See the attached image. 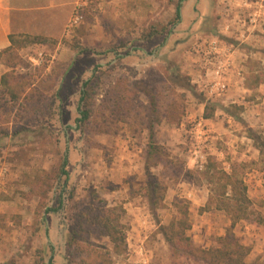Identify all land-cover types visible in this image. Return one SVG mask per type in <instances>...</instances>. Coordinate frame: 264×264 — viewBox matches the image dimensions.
I'll return each mask as SVG.
<instances>
[{
	"label": "rangeland",
	"instance_id": "obj_1",
	"mask_svg": "<svg viewBox=\"0 0 264 264\" xmlns=\"http://www.w3.org/2000/svg\"><path fill=\"white\" fill-rule=\"evenodd\" d=\"M243 3L63 0L62 36L21 44L4 59L15 98L0 86V264H203L173 256L172 246L215 248L229 228L223 213L201 212L216 182L206 171H237L264 220V151L256 150L264 147V85L232 83L220 103L198 81L211 80L209 47L237 43L220 33L223 16L233 27L237 9L248 17ZM215 37L224 43L210 42ZM248 61L243 74L264 82V50ZM89 80L83 124L79 99ZM150 123L157 158L146 156ZM147 165L162 188L155 213L145 196ZM103 209H113L124 228L121 256L85 223L94 225ZM184 211L189 228L178 223ZM171 225L169 245L162 227ZM234 229L249 249L246 264H264V222L239 221Z\"/></svg>",
	"mask_w": 264,
	"mask_h": 264
},
{
	"label": "trees",
	"instance_id": "obj_2",
	"mask_svg": "<svg viewBox=\"0 0 264 264\" xmlns=\"http://www.w3.org/2000/svg\"><path fill=\"white\" fill-rule=\"evenodd\" d=\"M179 11L177 9L175 13V18H179ZM157 34V32L149 33L148 37H152ZM9 43L11 46L5 51L0 52V64L4 62L6 58L12 57L16 47H19L21 44H44L48 43L49 40L39 36H28V35H19V36H9ZM8 61L5 62V65L8 67ZM13 82L11 80V73H4L0 78V86L4 87L6 90H9V94L11 98L14 99L13 95V86L10 85ZM8 92V91H7ZM93 86L91 85L90 80L83 83V89L81 90V97L79 99V105L83 104V110L80 113L81 118L80 122L85 124L89 119V105L87 100H89L92 96ZM152 98V97H151ZM152 100V99H151ZM85 101V102H84ZM84 102V103H82ZM153 106V112H157V103L151 101ZM80 108V107H79ZM213 111V109H212ZM212 111L208 112L207 105L204 106L203 118L209 119L212 116ZM164 119H167L166 114L161 115ZM158 122L154 121V123ZM149 137H148V150L146 152V156L150 158H157V149L156 144L153 142V123H150L147 127ZM254 142L260 140V137H252ZM258 144V143H257ZM259 153L262 155L264 151L263 144H259L257 146ZM149 165L145 166V174H147V202L149 206V210L151 213H155V211L163 206V197L161 195L162 188L157 185L156 179L154 176H151L149 173ZM64 174V173H63ZM205 177L208 180L215 179V187L214 185L208 189V199L204 207H202L201 212H208L211 210H216L223 212L230 219V227L226 230L224 236H221L217 240V247L210 249H203L199 247H194L192 244H189L187 251L178 250L175 245L172 246L173 256L175 253L180 251L182 254L186 256L188 259H192L194 262H200L203 264H246L245 259L249 254V249L237 240V238L233 234V228L235 224L239 221H247L255 224H262L264 220L261 218V215L252 209V203L247 196V187L243 180L239 179L234 173H227L225 171H215V175L208 174V171L204 173ZM211 182V183H212ZM214 183V182H213ZM212 183V184H213ZM156 194H159L156 196ZM95 195V194H94ZM93 200L95 196L91 197ZM53 209H48V212H54ZM114 210L103 209L102 215L94 218L96 223L90 224L89 221H85L89 226H93L98 229L99 235L104 236L108 239L111 250L115 255L121 256L125 254L127 250L126 242H125V234L124 228H122L117 222V217H113L111 214ZM187 211L182 213V218L178 223H185L186 228H189L187 225L186 219ZM178 224V225H179ZM181 225V224H180ZM184 226V225H183ZM163 233L162 236L164 241L167 244H172V236H168L167 233L172 230V225L170 227H162ZM172 232V231H171ZM182 233L180 232L177 235V239H182ZM189 241V240H188ZM175 250V251H173ZM100 264H103L100 261Z\"/></svg>",
	"mask_w": 264,
	"mask_h": 264
},
{
	"label": "crops",
	"instance_id": "obj_3",
	"mask_svg": "<svg viewBox=\"0 0 264 264\" xmlns=\"http://www.w3.org/2000/svg\"><path fill=\"white\" fill-rule=\"evenodd\" d=\"M238 1L243 3L244 0ZM263 1L248 0V6L251 7L250 11L248 10L246 13L248 17L244 16L245 12L243 10L237 9L239 16H237L236 27L231 25L232 22L228 20L227 16H223L224 25L220 34L232 36L237 43L233 45L225 43L222 45V50L217 48L216 45L208 48L209 54L213 55L212 58H209L212 68L208 69L211 72V80L207 79V77H205L206 79L198 80L203 84L205 83L204 85L206 86L204 88L209 91L208 99L213 98L212 100H217V102L221 103L232 83L240 85L242 89L246 90L249 89L248 83H253V81L256 86L264 85V82L259 79L260 77L251 75L248 78L246 74H243V72H246L245 69L248 71V56L253 55L254 52L257 53L260 50H264V28L261 25L264 7L263 10L259 8L262 7ZM63 10V0H0V52L11 46L8 40L9 36L28 35L52 39L61 37L66 26V22L62 18ZM240 14L244 17L240 16ZM210 39V42L224 43V40L218 37ZM215 67H218V74L215 71L213 72ZM6 68L0 64V78L7 71ZM250 73L252 74L253 72L250 71ZM248 79L249 81H247ZM219 82L226 85L224 93H216L215 88L209 87V85ZM228 119H232V116H229ZM256 150L258 155H260L258 149ZM225 172L238 175V172L234 170ZM242 222L248 225L253 224V226H261L263 224ZM234 228L232 230L233 233L235 232Z\"/></svg>",
	"mask_w": 264,
	"mask_h": 264
},
{
	"label": "built area",
	"instance_id": "obj_4",
	"mask_svg": "<svg viewBox=\"0 0 264 264\" xmlns=\"http://www.w3.org/2000/svg\"><path fill=\"white\" fill-rule=\"evenodd\" d=\"M76 20H74V22H76ZM212 43H215V42H212ZM214 71H215V73L218 74V67H215V69H213V72ZM211 86H212V88H215L216 93H224V91L226 90V85L222 82L214 83L213 85H209V87H211ZM1 172H3V171L1 170Z\"/></svg>",
	"mask_w": 264,
	"mask_h": 264
}]
</instances>
